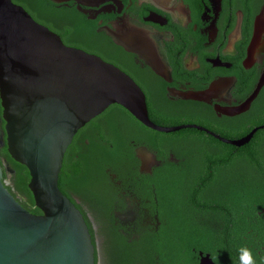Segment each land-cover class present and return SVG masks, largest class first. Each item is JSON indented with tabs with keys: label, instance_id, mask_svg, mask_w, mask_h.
<instances>
[{
	"label": "flooded vegetation",
	"instance_id": "1",
	"mask_svg": "<svg viewBox=\"0 0 264 264\" xmlns=\"http://www.w3.org/2000/svg\"><path fill=\"white\" fill-rule=\"evenodd\" d=\"M13 1L128 74L156 125L192 126L154 131L113 104L75 135L60 184L95 264H241L245 246L264 264V0Z\"/></svg>",
	"mask_w": 264,
	"mask_h": 264
},
{
	"label": "water",
	"instance_id": "2",
	"mask_svg": "<svg viewBox=\"0 0 264 264\" xmlns=\"http://www.w3.org/2000/svg\"><path fill=\"white\" fill-rule=\"evenodd\" d=\"M0 101L8 154L28 169L41 211L33 214L17 201L0 161V264H95L88 226L59 178L75 135L108 107L119 104L158 132L192 127L156 125L128 74L65 45L13 0H0ZM256 131L232 144H247Z\"/></svg>",
	"mask_w": 264,
	"mask_h": 264
},
{
	"label": "trees",
	"instance_id": "3",
	"mask_svg": "<svg viewBox=\"0 0 264 264\" xmlns=\"http://www.w3.org/2000/svg\"><path fill=\"white\" fill-rule=\"evenodd\" d=\"M9 159L11 163V168L13 170V177H12L11 185H7L8 189L25 209H27L33 214H40L41 212L36 207L33 195L28 187V184L30 182V174L28 169L25 166L15 162L10 156ZM6 178H7V172L4 171L3 180L5 181ZM59 187L60 190L64 193L65 190L60 184V178H59Z\"/></svg>",
	"mask_w": 264,
	"mask_h": 264
},
{
	"label": "clouds",
	"instance_id": "4",
	"mask_svg": "<svg viewBox=\"0 0 264 264\" xmlns=\"http://www.w3.org/2000/svg\"><path fill=\"white\" fill-rule=\"evenodd\" d=\"M240 262L241 264H257L256 254L249 247H241Z\"/></svg>",
	"mask_w": 264,
	"mask_h": 264
}]
</instances>
